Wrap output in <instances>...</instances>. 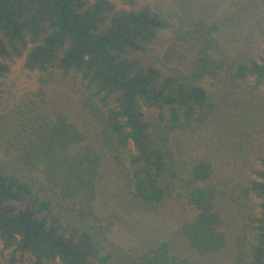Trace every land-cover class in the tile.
Here are the masks:
<instances>
[{"label":"trees","instance_id":"obj_1","mask_svg":"<svg viewBox=\"0 0 264 264\" xmlns=\"http://www.w3.org/2000/svg\"><path fill=\"white\" fill-rule=\"evenodd\" d=\"M246 23L229 39L175 0H0L5 264H210L166 238L122 251L97 207L107 180L140 209L170 206L196 255L264 264V7ZM171 42L195 52L169 65ZM223 91L244 109L218 165L191 135ZM233 201L251 211L231 247Z\"/></svg>","mask_w":264,"mask_h":264},{"label":"rangeland","instance_id":"obj_2","mask_svg":"<svg viewBox=\"0 0 264 264\" xmlns=\"http://www.w3.org/2000/svg\"><path fill=\"white\" fill-rule=\"evenodd\" d=\"M175 4L179 11L188 17L196 16L216 20L223 37L230 39L238 36L246 21L253 19L254 15L264 7V0H175ZM194 52V46L171 42L164 52L163 59L169 65H175L180 53L192 56ZM17 73L22 76L20 70ZM51 84L54 86V83ZM29 85L34 86L28 81L27 86ZM51 91L59 93L60 89L54 86ZM243 109L244 103L237 93L223 91L213 118L202 130L191 135V139L198 144L199 148L206 151L218 165H222L234 152L236 145L234 138L239 125L238 118ZM183 137L186 138L183 135L180 138ZM102 184L109 187H104L105 196L100 195L97 207L100 211L112 215L115 224L110 236L122 251L128 254L136 253L159 239L166 238L181 254L192 255L210 264H228L227 258L232 249L229 246L222 254L206 257L198 256L188 250L179 232V221L174 210L167 204L155 210H143L121 191L118 184L109 180L103 181ZM250 211V208L232 202V207L226 217V231L231 238V247L234 231L245 223ZM0 264H5L1 257Z\"/></svg>","mask_w":264,"mask_h":264}]
</instances>
